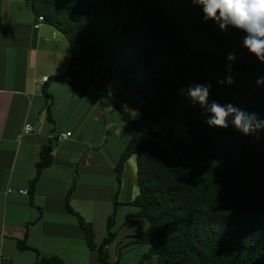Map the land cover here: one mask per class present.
Instances as JSON below:
<instances>
[{
  "label": "trees",
  "instance_id": "obj_1",
  "mask_svg": "<svg viewBox=\"0 0 264 264\" xmlns=\"http://www.w3.org/2000/svg\"><path fill=\"white\" fill-rule=\"evenodd\" d=\"M30 1L35 14L70 43V66L55 78L88 97H107L145 136L128 144L116 164L120 180L128 159L137 155L140 192L132 201L138 207L134 216L149 221L129 243L149 241L145 258L156 255L157 264H264V127L245 135L231 123L210 126L211 114L187 91L193 84L211 85L209 103L232 104L264 121V85L257 84L264 77V61L244 46L246 34L205 20L192 0ZM229 54L236 59L229 61ZM92 72L120 81L144 104L132 112L107 90L91 91ZM167 116L185 122L189 141L156 129ZM52 162L48 144L30 181L32 194ZM73 189L67 196L72 212ZM118 206L116 200L108 235L99 244L93 225L76 213L101 264H119L110 260L108 248L118 234ZM18 245L29 248L26 239ZM38 261L64 264L39 253Z\"/></svg>",
  "mask_w": 264,
  "mask_h": 264
},
{
  "label": "crops",
  "instance_id": "obj_2",
  "mask_svg": "<svg viewBox=\"0 0 264 264\" xmlns=\"http://www.w3.org/2000/svg\"><path fill=\"white\" fill-rule=\"evenodd\" d=\"M39 22L30 0H0V264H39L38 253L64 264H101L76 213L93 225L99 244L108 235L116 200L118 234L108 246L110 260L157 264L156 255L145 258L149 241L129 243L149 226L146 217L134 216L138 207L132 201L140 192L137 155L128 159L120 180L116 169L125 147L145 136L107 97H88L55 78L70 66V43L47 22L36 27ZM44 76L49 79L41 84ZM88 79L91 91L102 88L114 97L105 87L113 77L92 72ZM114 99L132 112L142 106ZM26 124L34 130L25 133ZM69 131V138L59 140ZM48 144L53 162L32 194L30 181ZM72 187L74 212L67 206ZM25 189L29 194L22 193ZM25 239L29 248L21 249L18 242Z\"/></svg>",
  "mask_w": 264,
  "mask_h": 264
},
{
  "label": "clouds",
  "instance_id": "obj_3",
  "mask_svg": "<svg viewBox=\"0 0 264 264\" xmlns=\"http://www.w3.org/2000/svg\"><path fill=\"white\" fill-rule=\"evenodd\" d=\"M202 8L205 20L215 21L221 30L229 26L244 32V46L259 60L264 61V0H192ZM229 61L236 59L235 54H229ZM229 63L228 70L231 72ZM225 81H221L224 83ZM234 80L231 75L227 83ZM258 85H264V77L257 80ZM211 85L193 84L187 89L193 102H198L211 114L208 124L220 128H228L231 123L245 135L254 133L264 127V121L257 119L255 113H246L232 104L221 105L212 101L209 103Z\"/></svg>",
  "mask_w": 264,
  "mask_h": 264
},
{
  "label": "rangeland",
  "instance_id": "obj_4",
  "mask_svg": "<svg viewBox=\"0 0 264 264\" xmlns=\"http://www.w3.org/2000/svg\"><path fill=\"white\" fill-rule=\"evenodd\" d=\"M105 87L108 88L110 92H112V94L114 95V97L117 98V100H130L132 104H135V106H133L134 108L138 109V107L141 104L143 105L145 102L144 98L140 94L132 92L116 79H114L111 83H106ZM156 129L160 132H164L176 138H180L186 141L190 140V135L187 132V126L185 122L179 120L174 116L165 117L163 123L158 124Z\"/></svg>",
  "mask_w": 264,
  "mask_h": 264
},
{
  "label": "built area",
  "instance_id": "obj_5",
  "mask_svg": "<svg viewBox=\"0 0 264 264\" xmlns=\"http://www.w3.org/2000/svg\"><path fill=\"white\" fill-rule=\"evenodd\" d=\"M44 17L42 15L39 16V23H37L35 26L36 27H39L41 25L42 22H44ZM49 77L48 76H44L42 77L41 79V84H44L46 81H48ZM34 130V127L31 125V124H26L25 127H24V131L25 133H30ZM72 135V132H63V133H60L58 138L59 140H64V139H67L69 138L70 136ZM22 193L24 194H29V190L28 189H25L22 191Z\"/></svg>",
  "mask_w": 264,
  "mask_h": 264
}]
</instances>
